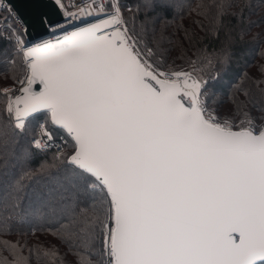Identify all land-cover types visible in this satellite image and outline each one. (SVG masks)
Here are the masks:
<instances>
[{"label": "snow or ice", "instance_id": "1", "mask_svg": "<svg viewBox=\"0 0 264 264\" xmlns=\"http://www.w3.org/2000/svg\"><path fill=\"white\" fill-rule=\"evenodd\" d=\"M55 3L0 15V264H264V16Z\"/></svg>", "mask_w": 264, "mask_h": 264}, {"label": "water", "instance_id": "2", "mask_svg": "<svg viewBox=\"0 0 264 264\" xmlns=\"http://www.w3.org/2000/svg\"><path fill=\"white\" fill-rule=\"evenodd\" d=\"M28 25V39H32L34 34L41 31L40 15L42 13H53L52 18L59 16L57 5L53 0H6Z\"/></svg>", "mask_w": 264, "mask_h": 264}, {"label": "trees", "instance_id": "3", "mask_svg": "<svg viewBox=\"0 0 264 264\" xmlns=\"http://www.w3.org/2000/svg\"><path fill=\"white\" fill-rule=\"evenodd\" d=\"M124 2L126 3H134L135 0H124ZM251 3V19L252 20H259L262 16H264V0H250ZM247 11V10H246ZM0 15H4L3 13H0ZM253 33H264V25H261V27H253L252 29ZM7 41H4L3 38H0V45H4L6 44ZM252 55L254 57L255 61H260L262 59L261 53H260V47L258 45H254L253 46V52ZM253 71H255V69H253ZM6 83V81H4V78L2 75H0V84ZM39 158L34 159L33 161H31L32 165H35L38 162ZM15 172H19L20 171V166L17 165V167L14 169ZM9 239H15L14 236L12 237H8ZM41 240H48L51 241L52 238L48 237V236H40ZM61 251L64 252L65 249L62 247ZM68 260H73L74 257H72L71 255H69L67 257Z\"/></svg>", "mask_w": 264, "mask_h": 264}, {"label": "built area", "instance_id": "4", "mask_svg": "<svg viewBox=\"0 0 264 264\" xmlns=\"http://www.w3.org/2000/svg\"><path fill=\"white\" fill-rule=\"evenodd\" d=\"M55 2V0H53ZM66 4H72L78 2V0H64ZM10 4L6 0H0V13L6 15L7 13L4 12V8L8 7ZM11 6V5H10ZM13 12L17 14L15 9L11 6Z\"/></svg>", "mask_w": 264, "mask_h": 264}]
</instances>
